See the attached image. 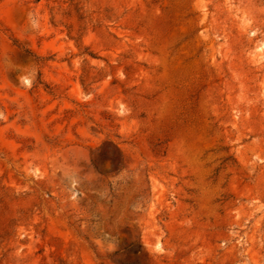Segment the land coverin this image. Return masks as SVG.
Wrapping results in <instances>:
<instances>
[{
	"label": "rangeland",
	"instance_id": "374dc122",
	"mask_svg": "<svg viewBox=\"0 0 264 264\" xmlns=\"http://www.w3.org/2000/svg\"><path fill=\"white\" fill-rule=\"evenodd\" d=\"M0 264H264V0H0Z\"/></svg>",
	"mask_w": 264,
	"mask_h": 264
},
{
	"label": "clouds",
	"instance_id": "9594fccd",
	"mask_svg": "<svg viewBox=\"0 0 264 264\" xmlns=\"http://www.w3.org/2000/svg\"><path fill=\"white\" fill-rule=\"evenodd\" d=\"M30 21H31L32 26H33L34 28L38 26V22H37V20L34 19V18L31 16V14H30Z\"/></svg>",
	"mask_w": 264,
	"mask_h": 264
}]
</instances>
